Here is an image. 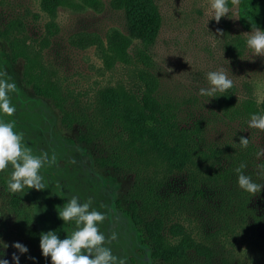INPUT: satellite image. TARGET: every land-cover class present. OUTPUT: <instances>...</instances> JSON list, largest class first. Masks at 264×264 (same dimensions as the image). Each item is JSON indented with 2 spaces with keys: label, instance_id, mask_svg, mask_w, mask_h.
I'll return each mask as SVG.
<instances>
[{
  "label": "trees",
  "instance_id": "16d2710c",
  "mask_svg": "<svg viewBox=\"0 0 264 264\" xmlns=\"http://www.w3.org/2000/svg\"><path fill=\"white\" fill-rule=\"evenodd\" d=\"M101 3L42 0V8L55 18L60 7L98 9ZM232 5L229 0L228 7ZM116 7L125 13L128 33L113 30L107 49L100 38L97 47L131 64L129 49L144 55L137 43L152 45L161 14L154 0H116ZM238 7L245 28L264 31V0H239ZM27 27L20 19L0 24V39L7 43L11 60L23 59L22 82L34 95L54 101L64 125L79 124L88 129L91 140L103 144L106 155L97 163L137 179V199L143 198L149 213L141 216L137 201H131L128 213L151 254L163 264H264V188L253 196L241 190L235 171L243 163L244 174L264 184L257 174L264 157L257 158L260 146L232 124L259 112L253 89L245 86V96L234 85L208 103L167 97L158 91V78L133 63L129 79L98 88L86 106L76 105L67 99L55 63L46 61L42 47L31 43ZM49 32L52 37L57 31ZM47 38L41 43L48 44ZM245 42L234 36L227 46L241 53ZM241 137L249 139L246 148L239 144ZM0 184H5L3 172ZM149 186H154L151 204ZM161 188L163 193L158 192ZM22 208L26 222H32L33 207ZM34 241L33 247L38 243ZM26 258L27 264H49L41 250L31 248Z\"/></svg>",
  "mask_w": 264,
  "mask_h": 264
},
{
  "label": "rangeland",
  "instance_id": "374dc122",
  "mask_svg": "<svg viewBox=\"0 0 264 264\" xmlns=\"http://www.w3.org/2000/svg\"><path fill=\"white\" fill-rule=\"evenodd\" d=\"M101 1L98 9L60 7L52 18L43 10L42 0H0V24L4 26L17 19L28 22L31 43L42 47L46 61L55 63L66 86L67 99L76 105L86 106L98 88L129 79L127 71L134 75L133 63L158 78L161 95L208 103L214 98L200 96L199 88L208 86L206 73L221 66L230 69V74L236 78L237 91L246 96L244 87L249 85L253 89L259 107L256 115H264V56L253 55L247 47L248 33L253 29L248 30L241 24L238 4L229 7V13L217 23L209 19L211 0H154L161 14L158 33L149 48L138 41L137 47L143 49L144 55L137 56L136 50L130 48L132 62L126 64L104 55L97 47L96 41L100 38L103 48L107 49V36L113 30L128 33L125 13L116 7V0ZM49 30L57 32L51 37ZM234 36L246 39L241 53L227 46V40ZM46 37L49 43L42 44ZM22 68V57L12 61L7 43L0 39V72H5L4 78L16 84V91L9 93L16 111L12 117L0 113V121H14V130L23 133V144L30 147L34 155L47 152L49 157L55 155L56 162L40 170L46 185L43 190L25 187L22 192L11 194L7 181L12 169L9 167L3 172L0 241L8 247H0V251L5 252L0 259L15 264L12 260L15 252L20 257L19 264H27L28 252L20 254L12 245L19 242L28 251L41 250L38 232L53 231L61 240L70 236L75 223L65 224L58 211L75 196L81 203L91 200L90 210L105 214L106 219L98 227L106 236L104 246L110 248L118 260L123 259L125 264H163L151 254L143 241L144 234L135 229L128 213L131 201L141 203V216L149 213L143 198L137 199V179L132 174L114 170L109 164L97 163L96 160L106 155L103 144L91 140L88 129L79 124L64 125L62 112L54 101L34 95L22 82ZM165 68L172 71L167 72ZM250 118L232 124L264 149V132L248 129ZM158 192L163 193V189ZM153 194L154 186H149V204L154 202ZM15 197H20L22 202ZM25 204L33 207V221L29 223L23 213ZM113 232L117 238L108 243L107 238ZM33 238L38 242L34 247ZM47 259L52 264L50 257Z\"/></svg>",
  "mask_w": 264,
  "mask_h": 264
},
{
  "label": "clouds",
  "instance_id": "9594fccd",
  "mask_svg": "<svg viewBox=\"0 0 264 264\" xmlns=\"http://www.w3.org/2000/svg\"><path fill=\"white\" fill-rule=\"evenodd\" d=\"M239 0H232V4H238ZM229 0H211L209 4V19H214L217 23L230 11ZM220 31L219 29L217 30ZM222 34V33H221ZM247 47L255 56H264V31L253 28L248 33ZM228 63V61H227ZM224 63V64H227ZM171 72V68H165ZM5 72H0V113L12 117L16 108L12 105L9 93L16 91V84L5 79ZM207 87L199 88V95L215 98L216 93H223L234 86V78L230 74V69L217 67L206 73ZM208 102V101H207ZM15 122L0 121V172H4L11 167V175L7 181V190L11 194L22 192L25 187L43 190L46 188L44 177L40 170L51 167L56 162L55 155L49 157L48 153L34 155L32 149L23 144V133L14 130ZM248 129H255L264 132V115L253 114L247 124ZM240 146L246 148L249 139L240 138ZM257 158L264 157V149L257 152ZM246 167L241 164L235 171L238 174V186L241 190L253 195L258 194L264 184L256 183L249 175L244 174L242 169ZM258 176L264 178V163L258 165ZM92 201L81 203L78 197L72 199L58 211L59 218L65 224L74 222L75 230L65 239H60L58 235L49 231L40 235V249L45 258L50 257L52 264H125L123 259H119L112 254L110 248L105 247L106 236L100 232L98 225L106 219L105 214L90 210ZM116 233L113 232L107 242L115 240ZM0 247L7 249L8 245L0 241ZM20 254L28 252V248L16 242L12 245ZM5 252L0 251V257ZM30 259H35L29 257ZM12 260L19 264L20 257L15 252ZM0 264H9L7 259H0Z\"/></svg>",
  "mask_w": 264,
  "mask_h": 264
}]
</instances>
